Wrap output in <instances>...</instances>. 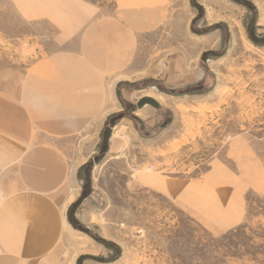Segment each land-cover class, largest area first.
<instances>
[{
	"label": "rangeland",
	"instance_id": "rangeland-1",
	"mask_svg": "<svg viewBox=\"0 0 264 264\" xmlns=\"http://www.w3.org/2000/svg\"><path fill=\"white\" fill-rule=\"evenodd\" d=\"M82 1L139 6L150 28L134 66L104 78L102 114L58 141L84 149L65 264H264V0ZM47 2L0 0V79L48 50ZM146 94L158 109H136Z\"/></svg>",
	"mask_w": 264,
	"mask_h": 264
},
{
	"label": "crops",
	"instance_id": "crops-1",
	"mask_svg": "<svg viewBox=\"0 0 264 264\" xmlns=\"http://www.w3.org/2000/svg\"><path fill=\"white\" fill-rule=\"evenodd\" d=\"M46 5L36 18L53 25L52 39L38 44L48 50L21 78L0 79V264H65L71 162L84 149L72 156L58 141L102 114L104 78L134 66L138 33L150 28L136 5L117 3L113 15L82 0Z\"/></svg>",
	"mask_w": 264,
	"mask_h": 264
},
{
	"label": "water",
	"instance_id": "water-1",
	"mask_svg": "<svg viewBox=\"0 0 264 264\" xmlns=\"http://www.w3.org/2000/svg\"><path fill=\"white\" fill-rule=\"evenodd\" d=\"M181 94V93H179ZM145 106H150L153 107L154 109L159 108V104L154 101L153 99L147 98V97H142L139 101H137L135 107L137 110H141ZM135 118V117H133ZM112 134V130L110 127L106 126L104 131L102 132V140H101V145H100V150H99V157L94 159V162H97L98 160L102 159L106 152L108 151V146H109V141L110 137ZM77 230L84 232L88 234V230L84 229L82 227H76ZM104 262V261H103Z\"/></svg>",
	"mask_w": 264,
	"mask_h": 264
},
{
	"label": "bare ground",
	"instance_id": "bare-ground-1",
	"mask_svg": "<svg viewBox=\"0 0 264 264\" xmlns=\"http://www.w3.org/2000/svg\"><path fill=\"white\" fill-rule=\"evenodd\" d=\"M142 97H147V98H150V99H153L154 101H156L157 102V99L156 98H154V97H152L150 94H146V95H144V96H142ZM162 100V99H161ZM163 102V101H162ZM158 103V102H157ZM176 109L178 110V111H180V112H186L187 111V109L186 108H184L183 106H181V105H178L177 107H176ZM201 110V109H200ZM196 112V111H195ZM204 113V112H203ZM184 121V120H183ZM185 122V121H184Z\"/></svg>",
	"mask_w": 264,
	"mask_h": 264
}]
</instances>
